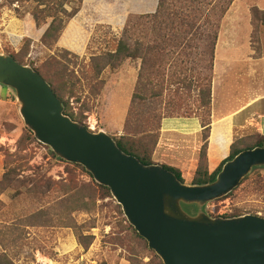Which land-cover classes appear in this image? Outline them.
<instances>
[{
  "label": "rangeland",
  "instance_id": "rangeland-1",
  "mask_svg": "<svg viewBox=\"0 0 264 264\" xmlns=\"http://www.w3.org/2000/svg\"><path fill=\"white\" fill-rule=\"evenodd\" d=\"M146 2L142 12H155L159 0H102L93 7L85 0H75L72 5L65 6L68 13L73 9L78 12L65 20L59 42L45 43L35 38L28 49L26 60L35 68L49 63L51 71L64 72L63 80L59 81L67 83L68 89L74 92L70 100L72 112L82 116L92 132L103 130L113 138L122 135L141 61L131 59L113 69L103 68L106 61L101 59L116 51L124 32L129 40L135 41L141 39L145 31L152 30L149 20L143 16L147 14H138L136 10V4ZM170 2L178 3V0ZM33 8V0L19 3L0 0V53L10 56L20 53L32 32L25 20ZM253 8L264 11V0H234L222 19L215 53L214 87L212 84L217 115L237 112L249 117L245 128H238L234 140L243 139L248 146H253L259 137L264 138V25L255 36ZM208 9L200 23L209 15ZM211 20L212 23L204 24L201 31H213L214 17ZM156 39L154 33L149 32L145 41L154 43ZM167 51L166 61L163 56L162 59L152 57L151 63H168L164 70L165 81L175 79L172 73L180 74L187 69L188 82L193 87L188 91L180 86L177 94L178 86H169L163 109L176 114L198 113L195 109L199 102L197 81L200 73L204 76L206 71H201L202 65L194 53L186 59L184 51L173 55ZM183 59L185 65L181 63ZM99 68H103L101 73ZM153 78L158 77L154 75ZM175 103H181L180 110ZM19 108L14 94L0 86V176L7 170L6 165L14 161L11 166L23 167L18 179L27 183L25 188L9 189L0 197V229L14 227L17 233V244L9 250L16 264H160L161 259L129 228L112 195L103 198L97 188V201L91 212L72 211L68 206L62 208L60 204L68 195L60 185H70L71 181L78 187L98 184L82 166L60 160L49 147L39 143L25 126ZM199 115L192 117L200 120ZM28 133L34 140L27 138ZM42 177L58 187L47 195L33 192L30 180L39 181ZM244 180L230 195L208 206L212 217L258 215L264 218V168L254 169ZM42 211L54 219L60 216L68 226L56 220L48 222ZM36 214L41 217L33 219ZM77 234L82 236L81 243Z\"/></svg>",
  "mask_w": 264,
  "mask_h": 264
},
{
  "label": "water",
  "instance_id": "water-1",
  "mask_svg": "<svg viewBox=\"0 0 264 264\" xmlns=\"http://www.w3.org/2000/svg\"><path fill=\"white\" fill-rule=\"evenodd\" d=\"M0 86L9 89L36 140L62 161L82 166L110 190L128 223L163 264H264V218L212 217L208 206L264 168V147L226 161L213 182L182 183L162 165H143L105 131L65 115L63 102L32 67L0 53Z\"/></svg>",
  "mask_w": 264,
  "mask_h": 264
},
{
  "label": "trees",
  "instance_id": "trees-1",
  "mask_svg": "<svg viewBox=\"0 0 264 264\" xmlns=\"http://www.w3.org/2000/svg\"><path fill=\"white\" fill-rule=\"evenodd\" d=\"M23 1L25 0H12L13 3ZM33 1L34 8L29 12L30 15L28 19L25 20L27 24H30L32 32L30 33L29 38L24 41L20 53L11 54V56L20 64L30 66L38 72L51 85L56 96L63 102L65 115L86 126L84 118L82 116H75L72 112L70 100L75 96L73 90L68 89L67 83L62 84L59 81L63 80L62 75L64 72L51 71L49 69V63L42 68H35L32 63L26 60L28 49L35 38H39L45 43L53 41L56 43L59 42L64 31L65 20L69 17L75 16L78 12L77 9H73L72 13H68L65 6L72 5L75 0ZM233 1L234 0H178V3H172L170 0H159L155 13L143 15L144 18L149 20V24L152 25V30L149 29V31H145L144 29L145 34L141 39L135 41L129 40L127 38V32H124L122 39L117 45L116 51L114 53L105 54L103 59H101L102 61H106V66L103 68L109 67L113 69L120 68L124 62L131 59L141 61L137 86L132 95L131 104L123 125L122 135L114 139L118 147L125 154L137 158L143 165L149 166L156 164L154 162V153L160 139L162 122L164 119L191 118L192 115L196 117L198 116V113H200L202 146L199 152L198 167L192 181L193 185H204L213 182L225 162L232 160L242 151L256 147H264L263 137H259L253 146L246 145V141L243 139L236 140L231 145L229 157L222 162L220 167L214 173H209L208 148L212 125V84L215 52L221 21ZM179 3L186 5L190 11H188L189 9H183L181 5L178 6ZM205 9H208L209 15L207 17L205 15L206 18L204 23H200L201 19L204 17ZM211 17H214L215 19L213 31L211 33L201 31V28H204V24L212 23ZM252 18L254 35L258 36L261 26L264 25V11H261L258 8H253ZM32 23H35L34 26ZM149 32L154 33V36L157 38L156 42L151 43V41H145ZM143 38L144 40H142ZM24 48H27L26 52L24 51ZM166 50H168L167 53L171 55L176 52L180 54L184 51L186 59L194 53L200 60L197 61L202 65L201 71H206L204 76L200 73L201 77L199 81H197L196 88L198 91L199 102L198 107L195 109L198 113L193 111L194 113L185 112L184 114H176L166 112V110L163 109L165 104V93L169 86H178L175 91L177 94L180 86L185 87L188 91H191L193 87V84L188 82L187 69L186 72L183 71V73L180 74L177 72L172 73V76H174L175 79L168 78V80L165 81L164 76L166 73L164 70L168 63H151L152 57L161 58L163 56L166 61ZM65 53L66 55H69L67 51ZM184 59L181 61L183 65L186 64ZM171 63L170 66H172ZM103 68H99L100 73ZM154 75H157L158 78H153ZM175 106L180 110L182 105L181 103H175ZM85 108L86 107H84V109ZM177 111L175 109V112ZM28 134L27 138L33 139L31 133ZM14 163V161H11V164L6 165L7 170L0 176V197L9 189H16L19 191L26 187L27 183L18 179L20 176V170L23 167L20 165L11 166ZM163 167L174 173L179 181L185 183L180 170L168 166ZM86 173L91 179H93L91 174L88 172ZM30 181H32L30 184L31 188H34L33 192H39V194L42 195H47L54 190L55 187H58V184L47 180L45 177L40 178L39 181ZM60 188L62 191L67 192L68 195L60 205L63 209L68 206L70 209L72 208V211L76 212H79L78 210L91 212L94 209L98 196L97 188L103 194V198H111L110 190L98 185L78 187L73 181H71L70 185H60ZM0 204H2L1 201ZM117 207L123 215L121 207ZM42 213L47 215L48 222H54L56 220V222L65 225L60 216H56L57 219H54L49 216V213L44 211H42L41 214ZM39 216L41 217L40 214H36L33 219H37ZM224 217L227 218V216ZM29 224L33 225V222H30ZM65 226L68 225L66 224ZM128 226L137 239L148 249L147 242L139 236L131 225L128 224ZM13 230L14 227L0 229V246L2 245L4 247H2L3 251H0V264H16L15 260L9 255V250H11V248L13 249L17 244V233ZM77 236L81 243L82 236L79 234H77ZM150 252L155 255L152 250H150ZM159 262L160 264H163L161 261Z\"/></svg>",
  "mask_w": 264,
  "mask_h": 264
},
{
  "label": "crops",
  "instance_id": "crops-1",
  "mask_svg": "<svg viewBox=\"0 0 264 264\" xmlns=\"http://www.w3.org/2000/svg\"><path fill=\"white\" fill-rule=\"evenodd\" d=\"M100 1L102 0H85V3L93 7ZM147 4L148 2L141 5L136 4L138 8L136 10L139 11L138 14L149 13L142 12ZM155 12L151 11V14ZM215 68L214 64V73L216 72ZM214 80L213 78V87ZM213 87V115L211 117L212 125L208 148V169L210 174L214 173L222 162L229 157L231 145L235 140V133L238 131V128H245L244 124L249 118L243 114H237V112L217 115ZM201 146L202 125L198 118H166L162 122L160 139L154 153V162L180 170L185 183L192 184L198 167ZM176 152H179V154L176 155Z\"/></svg>",
  "mask_w": 264,
  "mask_h": 264
},
{
  "label": "built area",
  "instance_id": "built-area-1",
  "mask_svg": "<svg viewBox=\"0 0 264 264\" xmlns=\"http://www.w3.org/2000/svg\"><path fill=\"white\" fill-rule=\"evenodd\" d=\"M90 130V129H89Z\"/></svg>",
  "mask_w": 264,
  "mask_h": 264
}]
</instances>
